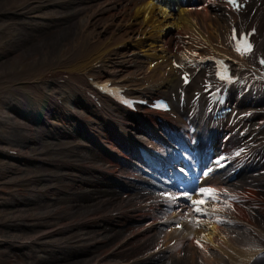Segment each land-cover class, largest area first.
Here are the masks:
<instances>
[{"label": "bare ground", "instance_id": "1", "mask_svg": "<svg viewBox=\"0 0 264 264\" xmlns=\"http://www.w3.org/2000/svg\"><path fill=\"white\" fill-rule=\"evenodd\" d=\"M264 4V3H262ZM106 9L117 8L113 12L114 20L111 22L110 31L112 35L117 34L116 40H112V35L106 34L107 27H103L98 36L93 41H89L87 48L83 51H74L70 54L66 60H63L57 64L49 62H33V64H41L38 68H35L34 73L31 76H27L24 79L32 80L35 88L40 90L38 96H35L31 102L34 107H42L45 101H54L55 99L61 106L66 107L64 110L65 115H76L74 105L86 104L84 100V92L92 90L93 85L101 84L106 81H114L117 78V71H110L104 67L103 63L99 64H79L83 61L90 52L98 51L99 54L106 53L112 49L115 44H124L131 53L137 52L141 54V61L135 63V73L141 81L142 90L146 93L161 92L163 89H170L171 100L176 108L182 113L190 114V107L192 105V98L194 94L201 93L203 89L211 83V74L208 68L197 72L195 78L186 87L188 93L183 102L180 103L179 91L182 88L184 79L193 73L195 70L192 60L186 56L185 50H193L194 43L208 44L213 48V44L209 42L210 31L203 29L202 23L209 26H216L217 32L211 33L216 39L223 40L225 33L228 30V20L223 21V16L217 13L219 6L217 3L213 5L205 4L203 6H196L194 3H188L184 0H116L109 2ZM261 6H256L254 3L251 5V11L253 16L250 21H247V17L244 18L245 22L253 23L254 21L260 22L258 32L260 37L258 38L257 51L264 50V11L260 9ZM68 25L63 27V32L57 35L54 39H50L48 36L39 39L28 52L38 49L43 46H50L52 42L57 39H62L61 36L68 32ZM65 28V30H64ZM172 28V31L171 29ZM206 34L208 36H206ZM48 37V38H47ZM99 44V45H98ZM102 46V47H100ZM136 49V50H134ZM204 52H208L206 49ZM126 61L118 60L117 67L120 69L125 65ZM78 67L81 71L72 72L73 80L66 84V86L58 85L50 91L52 97L42 94V89H45L41 79H47L46 73L51 71L56 72L60 70H76ZM237 69L248 74L250 77L258 79L256 82L260 85V88L264 85V70L258 68L253 59L249 61H241L236 66ZM103 79V80H102ZM17 79H10L5 85L4 89L9 87ZM161 81L158 83L157 81ZM12 82V83H11ZM11 83V84H10ZM95 85V86H97ZM257 88L256 91L251 90L249 93L244 94L242 99L237 100L234 103L235 108H238V112L233 117L229 116L224 121L225 128L220 126L214 131L213 125L204 116L205 102L200 101L198 120L200 124H204V128H201L197 135L182 134V137L175 135L174 133H165L162 128V123L155 121L154 126L159 127L160 131L157 135L153 132L152 128L144 126L141 122L136 127L137 132L145 138H149L153 141H157L161 144L162 135H165L164 140L173 143L175 145H187L189 141L193 139L199 140L203 134L208 131L212 135H215V139L220 136L221 131H229L231 141L227 149L230 151L231 146L238 145V148L229 154L238 152L241 155L246 151H251L256 144H260L264 137V129L262 131H253L246 138L238 137L239 132L237 124L242 121V118L234 120L236 115L240 113H250L252 118L259 117L264 113V92L263 89ZM64 96L63 100L59 101V97ZM86 101V102H85ZM82 103V104H81ZM88 103V102H87ZM87 105V104H86ZM89 105V106H88ZM87 107L93 113H98L88 103ZM24 114L28 115L30 110L28 106L21 107ZM111 120L113 127L116 130H121L124 125L129 124L124 121L123 116L120 113L114 112V108H110ZM258 112V113H257ZM4 112L1 110V114ZM56 115H58L56 113ZM104 115H106L104 113ZM156 116V114H154ZM4 116V115H0ZM110 116V115H108ZM79 117V116H78ZM77 117V118H78ZM40 122H44L37 118L32 117ZM230 118V120H229ZM260 118V117H259ZM166 120V117H163ZM168 120V119H167ZM35 121V120H34ZM232 121H236L233 125ZM246 123V122H245ZM36 124V123H35ZM82 126V125H80ZM105 126V124H104ZM243 126H246L244 124ZM82 128V127H81ZM35 130L44 131L45 128L39 125L34 128ZM28 130V129H26ZM23 132L19 138L21 141L28 142L32 140V136L29 133ZM83 130V129H81ZM161 137V138H160ZM203 138V137H202ZM202 140V139H201ZM59 149L71 152V145L65 142H59ZM231 145V146H230ZM50 148V147H49ZM123 152L117 153V158L121 163H116L113 166L114 171H120L123 166L132 168V161L126 160L123 154L127 152L131 157V151L128 147L121 149ZM228 155V154H226ZM248 160V164L243 169L241 179L236 182V186L243 185L251 182L254 184V193L259 196H264V152L252 154ZM180 160L186 163L184 158ZM176 165V164H175ZM262 168V169H260ZM93 168L87 170L91 172ZM224 172L223 174H225ZM123 174V173H119ZM131 174V173H126ZM177 175L185 174L184 171L175 173ZM223 174H215V172L204 171L198 175L190 174L188 183L189 186L184 189L183 192L178 193V199L175 198L174 203L177 205L174 210L176 214H163L162 206H156L152 211L155 214H161V216L153 217L154 219L148 225H141L142 218L147 217L149 214H139L137 216L124 217L123 226H106L103 227L101 238H97L98 231L100 229H92L86 232V235L81 233L89 222H92V218L87 211V218L82 216L80 218L70 219L65 225L61 226L62 230L67 229L71 231V234L61 242H55L54 244L48 243V247H54L55 249L65 248L67 246H82V251H90L97 254L92 255L91 259L86 261V264H106V259L111 257L120 256L125 254H132L129 257L130 264H264V254L257 255V251L264 246V235L255 229V224L260 220L264 221V210L261 209V205L251 199H241L237 203L232 199H228L223 195H220L221 191L230 192L232 194H239L240 190L233 191L228 188L234 182H227L226 176L223 178ZM164 177V175H163ZM163 177L160 179L163 182ZM140 183L136 182L135 185L127 184V190H132ZM168 188L176 186L168 183ZM135 193L123 194L113 190H106L108 194H105L104 198L98 199L99 204H105L108 207L106 212L95 215L94 217L101 216L100 220L107 219L111 221L117 213L122 216L124 213H128L130 208L139 201L149 198L151 190L160 189L159 184L151 182L145 184ZM201 189H205L206 192H201ZM207 190H210L208 192ZM235 192V193H234ZM134 194H139V201H135ZM204 200L205 203L195 205L194 200ZM128 203H127V202ZM234 203L238 208L242 209L244 213H249L252 216L253 221L249 224L247 221L239 220L237 217H223L219 215L220 210H227L225 205L227 202ZM196 207L202 209L200 212L194 211ZM68 213L65 210H58L55 212L57 217L62 218ZM19 214L14 216V220L18 219ZM185 217V223L180 226L178 221L180 218ZM62 223V224H64ZM131 224H137L130 226ZM138 226V227H136ZM132 227L135 229L129 231ZM122 235L119 240H127L122 245L120 243L111 246L107 250L102 247L109 244V242ZM184 235V239L181 240L180 236ZM36 239V238H34ZM174 241L173 244L171 242ZM0 240V245H1ZM14 242V241H13ZM160 247L159 252H153L154 247L151 245ZM199 242V243H198ZM151 254L148 256V253ZM166 251H170L169 254H165ZM143 254L144 257L140 258ZM68 257L70 256L67 255ZM118 261V260H111ZM153 261V263H150ZM72 264V263H70Z\"/></svg>", "mask_w": 264, "mask_h": 264}, {"label": "rangeland", "instance_id": "2", "mask_svg": "<svg viewBox=\"0 0 264 264\" xmlns=\"http://www.w3.org/2000/svg\"><path fill=\"white\" fill-rule=\"evenodd\" d=\"M28 1L0 0V106L6 111L4 116H0V149L17 148L38 158L13 160L0 151V188L5 191L0 192V240L4 242L0 245V264H86L88 259L97 254L96 252H84L80 245L55 249L53 246L48 247L47 244L55 242L63 244V240L71 231L62 230L61 226L70 219L82 216L87 218V211L94 223L84 225L92 227H85L81 233L86 235L87 231L100 229L97 230V238H101L103 227L123 226L124 217L138 215L136 213L139 212L129 210L122 216L117 213L111 221L100 220L101 216L94 217L108 210L107 205L98 203V199L108 194L107 189L125 195L126 185H134L135 181L124 178H121L123 184L115 182L119 176L118 172L128 171L126 166L120 171H113L114 164L121 163L116 156L117 153L122 154L121 149L130 147L115 134L111 126V116L108 117L106 114L103 118L102 113L94 114L84 103H81L82 106L74 105L76 115H65L62 108L55 104L57 109L53 101H49L41 107L47 115V120L40 122L34 118V121L32 117L40 118V115L37 110L32 109L30 98L22 95L18 89L28 91L33 89V93L38 94V90L33 88V81L24 79L31 76L35 68L41 65L33 62L51 61L57 64L74 51H83L89 41L95 40L103 27H107L106 34L112 35L110 24L114 20L113 12L117 8L104 11L103 9L107 7V3L116 0H37L22 8ZM219 13L223 16V21L228 19L221 10ZM67 25L68 32L61 36L62 39H57L50 46H43L40 49L35 47L33 51L28 52L39 39L45 36L54 39ZM116 36L117 34L112 35V40H116ZM113 48L106 61V68L114 69L112 59H121L127 62L120 68L122 76L132 70L135 71V63L141 61V54L131 53L120 43ZM10 79L17 80L12 81L13 83L4 89V85ZM157 82L160 83L162 80ZM134 83L142 87L140 80ZM56 86L58 85L53 82L46 83L50 91ZM23 106H28L30 110L28 115L23 113L21 109ZM114 112L120 113L117 110ZM122 116L124 121L129 123L123 128L136 131V127L140 125L139 118L134 119L128 114ZM142 119H145L142 123L144 126L147 124V129L149 124L154 126L156 121L148 115L142 116ZM39 125L45 130L34 129ZM25 130L32 136V140L28 142L19 138ZM59 142L70 144L72 151L57 148ZM128 154L125 152L123 157L132 161L135 166L137 162ZM60 156L94 169L88 173L89 168L66 164L64 161L49 163V159L61 158ZM100 168L113 173L103 174ZM110 179L114 182L112 183ZM242 188L251 195L254 184ZM58 210H65L68 213L60 218L55 214ZM17 214L19 220L14 222L13 217ZM151 219L142 221L141 225L143 222L149 224ZM133 225L137 224L130 226ZM121 238L122 235H119L102 248L104 250L111 248ZM12 239L33 241L9 244ZM122 242L123 240L120 243ZM92 255L94 256L91 257ZM131 256L133 255L122 254L108 259L125 260Z\"/></svg>", "mask_w": 264, "mask_h": 264}, {"label": "snow or ice", "instance_id": "3", "mask_svg": "<svg viewBox=\"0 0 264 264\" xmlns=\"http://www.w3.org/2000/svg\"><path fill=\"white\" fill-rule=\"evenodd\" d=\"M230 2H234V0H230ZM232 38L234 40L237 39L235 31H233V37ZM251 50H252V45L247 42V38L245 36L241 35L240 38L237 40L236 51L240 52L243 55V54L250 52ZM261 63L264 64V60H262ZM207 191L210 192V190H207ZM201 192H206V190L201 189ZM203 203H205V201L202 199L193 201V204H195V205H199V204H203ZM194 211L200 212V211H202V209L199 207H196L194 209Z\"/></svg>", "mask_w": 264, "mask_h": 264}]
</instances>
